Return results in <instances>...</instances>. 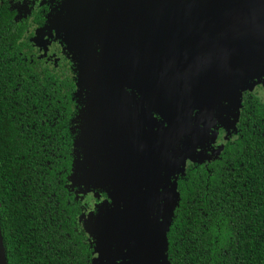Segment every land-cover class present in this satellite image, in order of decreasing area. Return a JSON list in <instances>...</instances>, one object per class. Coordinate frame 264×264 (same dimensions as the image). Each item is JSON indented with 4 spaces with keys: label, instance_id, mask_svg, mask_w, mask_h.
<instances>
[{
    "label": "trees",
    "instance_id": "1",
    "mask_svg": "<svg viewBox=\"0 0 264 264\" xmlns=\"http://www.w3.org/2000/svg\"><path fill=\"white\" fill-rule=\"evenodd\" d=\"M7 2L0 0L6 261L90 264L94 243L84 228L86 203L70 183L83 121V71L70 53L56 62L28 53L38 18ZM246 90L219 157L205 166L193 161L176 183L178 202L166 233L170 264H264V97Z\"/></svg>",
    "mask_w": 264,
    "mask_h": 264
},
{
    "label": "water",
    "instance_id": "2",
    "mask_svg": "<svg viewBox=\"0 0 264 264\" xmlns=\"http://www.w3.org/2000/svg\"><path fill=\"white\" fill-rule=\"evenodd\" d=\"M129 2L134 20L123 17L115 24L110 19L109 27L103 24L104 28L98 27L97 32L103 33L102 50L95 68L82 69L80 86L85 88L86 77L93 72L99 80L98 90L109 99V104L115 110L122 108L125 116L133 115L137 127L129 164L136 184L128 204L124 231L117 233L121 251L118 259L124 264H146L144 261L154 249L155 235L160 229L159 234L164 232L165 237L162 248L170 264L166 233L178 202L176 181L171 177H175L176 172L184 173L186 158L202 162L212 157L205 148L196 149L198 139L209 137V129L218 127L216 124L235 130L242 91L264 80V0ZM178 9H184V14H178ZM70 25L72 22L69 29L73 31ZM130 35L134 61L128 56ZM126 88L136 92L137 99ZM116 98L118 100H114ZM195 99L199 111L191 116L190 110L197 103ZM144 104L165 119L166 125H160L164 128L162 132L153 133L145 128L154 118L149 116ZM151 136L176 158L163 163L169 181L164 188L169 196V216L165 222L164 218L151 222L133 233L137 190L146 171L150 175L155 173L147 160V153L153 150ZM175 140L181 142L179 151L174 150ZM218 152L219 149L213 150V153ZM114 231L110 225L106 233ZM0 264H7L1 228Z\"/></svg>",
    "mask_w": 264,
    "mask_h": 264
},
{
    "label": "rangeland",
    "instance_id": "3",
    "mask_svg": "<svg viewBox=\"0 0 264 264\" xmlns=\"http://www.w3.org/2000/svg\"><path fill=\"white\" fill-rule=\"evenodd\" d=\"M105 6L107 9L103 11ZM177 12L184 14V9H178ZM132 13L128 0H61L40 31H51L53 27L55 32L65 37L72 32L73 36L81 40L83 38L73 45L74 51L77 57H86L90 62L97 58L94 44L95 21L99 19V28L103 27L102 24L109 27L110 19L117 24L121 18H128ZM70 22L73 31L69 29ZM92 68L91 66L89 69ZM98 82L93 72L85 80L82 94L83 123L77 138L74 171L70 180L89 205L84 224L95 244L91 264H124L117 256L121 252L118 249L120 243L117 233L124 231L122 229L128 219V204L136 184L129 164L136 144L137 127L131 115L125 116L122 108L115 110L109 104V99L98 90ZM258 83L264 86V80ZM162 144L158 141L153 145V150L150 149L147 153L148 163L153 165L155 173L150 175L146 171L137 190L132 216L136 223L131 228L133 233L139 228L144 229L151 222L155 223L163 218L165 222L169 216V196L164 190L169 181L165 176L163 163L174 160L170 151L163 149ZM202 149L203 145L200 151ZM187 160L188 158L185 162ZM110 225L116 232H109L108 235L106 231ZM159 231L160 229L155 235L154 251H150V256L144 261L146 264H167L162 248L165 243L164 232L159 234ZM160 239H163L161 244Z\"/></svg>",
    "mask_w": 264,
    "mask_h": 264
},
{
    "label": "flooded vegetation",
    "instance_id": "4",
    "mask_svg": "<svg viewBox=\"0 0 264 264\" xmlns=\"http://www.w3.org/2000/svg\"><path fill=\"white\" fill-rule=\"evenodd\" d=\"M10 5V9L13 10L14 7H18L19 9L26 11L28 9H30L32 16L33 14L35 15L36 18L38 19H34L32 20V26L33 29L36 30L37 26L39 25L40 27L38 28L39 30L36 32L37 34H33V40L29 42L28 47L26 48V50L28 51V53L30 54H36L40 59L43 57H47L48 59H50L52 62H56L59 59L63 58L64 54H71L74 56V58L76 59V61L78 62V64L80 65V68L83 69L86 66H92L93 68H95V66H97V58H98V54H100L101 50H102V44H103V38H102V34L103 33H98V27H99V19H97L95 21V25H94V37L95 42L94 44L96 45V51H97V58H94L92 61H88L86 57L80 56L77 57L74 51V47L73 45L76 44V41H82V40L77 37V36H73L72 32L70 33V35H67L66 37L63 36L61 33L59 32H55V28H51V31H46V30H42L40 31V29H42L46 24H47V18L49 16V18H51L52 13H54L55 8L57 7V5L59 4V2L61 0H17L18 2L16 3L15 0H7ZM101 7V5L99 6ZM107 8L106 6L104 7L105 11ZM22 11V12H23ZM16 14V11H14V14ZM88 16H92L91 14H87ZM131 20H134L135 15L134 12L132 13L131 16H129ZM95 18V17H94ZM132 35H130L131 38V42H130V50L128 56L129 58L133 59V52L134 51V47L132 44ZM65 40L64 41L62 40ZM67 42V43H66ZM86 58V59H85ZM85 89V88H84ZM84 89L82 90V94L84 92ZM129 92L132 91L131 88H126ZM250 92L253 93H259L261 94L262 97H264V86L261 83L256 84L251 90L248 89ZM247 91V90H246ZM135 94V98L137 99V93L136 92H131ZM244 91L242 92L243 95ZM82 94H81V105L83 108V100H82ZM243 97V96H242ZM195 101H197L195 99ZM194 101V103H195ZM199 103L197 101V103L195 105H193L192 110H190L191 112V116H195L196 114H198L199 111V107H198ZM131 103H130V108H131ZM143 107L145 108V110H147L149 116L152 117V121L150 126H146V129H150L151 132L153 133H160L163 131L164 128L160 127V125H166V121L165 119L159 115L157 112H155L152 108H150V106H148L147 104H144ZM242 107V105H241ZM241 107L240 110H241ZM135 108V106H134ZM117 109H119L117 107ZM131 114V113H130ZM133 117V115H132ZM135 117V115H134ZM83 123V121H82ZM218 127H211L208 131V134H210L209 137H202L199 138L197 141V145H196V149L199 150L201 145L204 146V148L207 150V152L209 153V155L211 154V158L209 159H205L203 160V166H205L208 161L211 162L215 159H217L219 157V153L221 152V150L223 149L224 143L226 140H228L234 133L233 129H226L223 126H219L218 124H216ZM151 142L153 143V145L157 144V142L159 141L157 138H154L153 136H151ZM177 140H179V138H177ZM183 140V139H182ZM179 146H181V142H177L175 140V144H174V150L175 151H179ZM221 147V148H220ZM219 149L218 153H213V150ZM77 150V147H76ZM174 160H176V158H173ZM191 163H194L193 161H191L190 159H188L186 161L185 164V169L188 165H190ZM184 169V170H185ZM184 176V174L182 175L181 172L177 173L176 172V176L175 177H171L172 180H175L176 183H178V180L180 178H182ZM71 183V180H70ZM76 189H78L75 186ZM177 189V187H176ZM80 198H82L83 202L86 203V208L85 210L88 211L89 209V205L87 202V199L85 197H82V195L80 194ZM88 235V234H87ZM94 255V254H93ZM92 255V257H93Z\"/></svg>",
    "mask_w": 264,
    "mask_h": 264
}]
</instances>
